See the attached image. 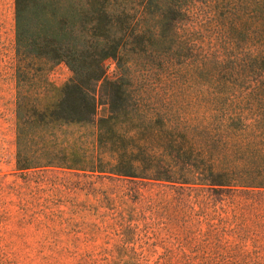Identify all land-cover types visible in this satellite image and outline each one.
Returning a JSON list of instances; mask_svg holds the SVG:
<instances>
[{
  "label": "trees",
  "instance_id": "1",
  "mask_svg": "<svg viewBox=\"0 0 264 264\" xmlns=\"http://www.w3.org/2000/svg\"><path fill=\"white\" fill-rule=\"evenodd\" d=\"M13 3L17 170L264 191V0ZM60 62L56 86L42 65ZM72 125L94 128L80 159Z\"/></svg>",
  "mask_w": 264,
  "mask_h": 264
},
{
  "label": "rangeland",
  "instance_id": "2",
  "mask_svg": "<svg viewBox=\"0 0 264 264\" xmlns=\"http://www.w3.org/2000/svg\"><path fill=\"white\" fill-rule=\"evenodd\" d=\"M14 52V3L0 0V264H264L262 190L211 196L80 167L17 170ZM103 65L116 76L112 59ZM42 68L56 86L71 76L64 62ZM61 130V142L77 140L79 159L94 149L91 125Z\"/></svg>",
  "mask_w": 264,
  "mask_h": 264
}]
</instances>
